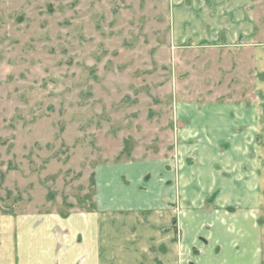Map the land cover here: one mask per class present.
Instances as JSON below:
<instances>
[{
  "label": "rangeland",
  "instance_id": "rangeland-1",
  "mask_svg": "<svg viewBox=\"0 0 264 264\" xmlns=\"http://www.w3.org/2000/svg\"><path fill=\"white\" fill-rule=\"evenodd\" d=\"M199 2L0 0V212L90 210L99 165L157 162L181 211H197L181 264L224 254L234 234L211 216L226 212L264 264V88L237 45L175 38ZM204 113L207 136L189 130ZM132 252L127 264L159 263L156 247Z\"/></svg>",
  "mask_w": 264,
  "mask_h": 264
},
{
  "label": "crops",
  "instance_id": "crops-1",
  "mask_svg": "<svg viewBox=\"0 0 264 264\" xmlns=\"http://www.w3.org/2000/svg\"><path fill=\"white\" fill-rule=\"evenodd\" d=\"M207 2L202 10L201 2L192 6L187 19L176 21L175 38H190L192 44L206 40L218 46L237 45L242 72H253L255 84L264 88V0ZM202 117L200 126L189 130L201 129L198 135L207 136L211 129L204 120L211 118L206 113ZM243 120L247 128H254L249 114ZM159 167L157 162L131 160L99 165L96 203L90 210L0 212V264H122L133 256L134 248L149 246L156 247L159 263L181 264L182 249L190 247L198 230L197 211H181V198L166 188L167 175L159 173ZM215 215L213 230L219 236L224 231L234 235H225L223 255L201 264H260L261 259L250 253L256 247L253 235L246 239L241 224H229L228 212ZM176 225L183 230V244L177 240ZM119 247L127 249L120 257Z\"/></svg>",
  "mask_w": 264,
  "mask_h": 264
}]
</instances>
